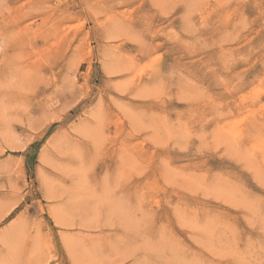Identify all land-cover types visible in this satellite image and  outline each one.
Instances as JSON below:
<instances>
[{"label":"rangeland","instance_id":"rangeland-1","mask_svg":"<svg viewBox=\"0 0 264 264\" xmlns=\"http://www.w3.org/2000/svg\"><path fill=\"white\" fill-rule=\"evenodd\" d=\"M0 264H264V0H0Z\"/></svg>","mask_w":264,"mask_h":264},{"label":"bare ground","instance_id":"bare-ground-1","mask_svg":"<svg viewBox=\"0 0 264 264\" xmlns=\"http://www.w3.org/2000/svg\"><path fill=\"white\" fill-rule=\"evenodd\" d=\"M185 135V134H184ZM219 177V176H218Z\"/></svg>","mask_w":264,"mask_h":264}]
</instances>
